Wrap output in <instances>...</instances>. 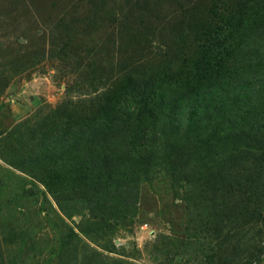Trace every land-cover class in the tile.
Masks as SVG:
<instances>
[{
    "label": "rangeland",
    "instance_id": "obj_1",
    "mask_svg": "<svg viewBox=\"0 0 264 264\" xmlns=\"http://www.w3.org/2000/svg\"><path fill=\"white\" fill-rule=\"evenodd\" d=\"M213 2L0 0V264H264V64L197 80L175 30Z\"/></svg>",
    "mask_w": 264,
    "mask_h": 264
},
{
    "label": "trees",
    "instance_id": "obj_2",
    "mask_svg": "<svg viewBox=\"0 0 264 264\" xmlns=\"http://www.w3.org/2000/svg\"><path fill=\"white\" fill-rule=\"evenodd\" d=\"M229 2V0H214L209 10L193 12L187 10L183 12L182 19L179 21L182 25H176V31L179 29L188 31L192 33L191 36L196 41H201L203 44L202 55L197 64V66L201 65L197 72V80L201 74H205L203 77L207 80H210L209 76L212 75L216 82L229 80L235 86L243 82L246 73L260 70L264 64V0H241L240 5H233L234 8L229 6ZM205 63L209 64V74H207L208 71L202 70ZM126 77L123 84L128 89H125L127 98L124 101L137 98L146 99L151 87L148 84L150 79L146 78V74L130 73ZM116 102V99L107 102L103 106V113L113 110ZM261 150L264 153V147ZM111 154L108 155L110 156L108 161L115 160V153ZM209 181L213 188L218 189V192L235 186V191L239 189L236 193H244L246 189V186L242 187L241 183L237 182L236 185L231 172L223 166L217 174H212ZM225 194H230V192L226 191ZM229 201L230 198L224 196L219 206L227 205ZM239 202L244 203L243 200ZM257 222L264 224L262 215L249 216L244 225H256Z\"/></svg>",
    "mask_w": 264,
    "mask_h": 264
}]
</instances>
